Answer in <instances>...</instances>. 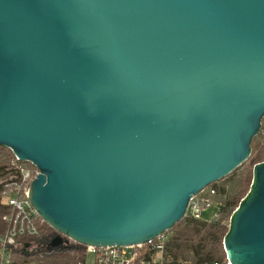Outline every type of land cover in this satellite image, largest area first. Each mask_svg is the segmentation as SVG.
Listing matches in <instances>:
<instances>
[{
	"label": "water",
	"instance_id": "water-1",
	"mask_svg": "<svg viewBox=\"0 0 264 264\" xmlns=\"http://www.w3.org/2000/svg\"><path fill=\"white\" fill-rule=\"evenodd\" d=\"M263 118L264 0H0V146L39 170L53 245L169 231ZM223 244L264 264V161Z\"/></svg>",
	"mask_w": 264,
	"mask_h": 264
},
{
	"label": "trees",
	"instance_id": "trees-1",
	"mask_svg": "<svg viewBox=\"0 0 264 264\" xmlns=\"http://www.w3.org/2000/svg\"><path fill=\"white\" fill-rule=\"evenodd\" d=\"M264 131V118L262 129ZM14 153L7 147L0 146V180L14 173L12 163L16 160ZM264 161V134L261 132L252 140V153L247 161L232 173L212 183L208 187L215 188L214 201L221 203L218 216L212 220L186 215L170 230L167 242L165 264H228L224 249V236L228 231L230 217L247 194L253 178V166ZM31 165L30 162H25ZM4 182L0 183V234L7 230L3 216L10 212L7 195L4 193ZM44 234L58 235L47 223H43ZM13 253V264L31 261L35 264H78L84 253L78 247L57 250L44 257H25L24 254ZM1 262V257H0Z\"/></svg>",
	"mask_w": 264,
	"mask_h": 264
},
{
	"label": "built area",
	"instance_id": "built-area-1",
	"mask_svg": "<svg viewBox=\"0 0 264 264\" xmlns=\"http://www.w3.org/2000/svg\"><path fill=\"white\" fill-rule=\"evenodd\" d=\"M11 168L14 173L1 181L4 182V193L11 210L3 216L7 230L0 234V264H13V253L10 250L17 244L22 245L21 251L25 255L30 252L51 254L57 250L78 247L84 253L78 264H87L90 258L92 264H165L169 231L146 243L130 246H86L65 237L60 244L53 245L52 241L57 235L43 233L44 221L29 200L30 185L39 170L18 159L12 163ZM214 195L215 188H204L191 198L186 214L209 220L216 218L221 210V203L212 199ZM17 264L35 263L25 261Z\"/></svg>",
	"mask_w": 264,
	"mask_h": 264
},
{
	"label": "rangeland",
	"instance_id": "rangeland-1",
	"mask_svg": "<svg viewBox=\"0 0 264 264\" xmlns=\"http://www.w3.org/2000/svg\"><path fill=\"white\" fill-rule=\"evenodd\" d=\"M261 132V134H264V131L263 130H261L260 131ZM2 180H0V182H1ZM217 202H219V201H217ZM47 234V233H46ZM21 248H22V245L21 244H17L12 250H10V252L11 253H17V254H20V253H22L23 254V252L21 251ZM54 252H52L51 254H53ZM21 254V255H22ZM25 255V254H24ZM48 255H50V254H40V253H34V252H30L29 254H27L25 257H32V256H37V257H44V256H48ZM23 256V255H22ZM82 259V258H81ZM14 261V260H13ZM87 264H92V258H90V261H88V263Z\"/></svg>",
	"mask_w": 264,
	"mask_h": 264
}]
</instances>
